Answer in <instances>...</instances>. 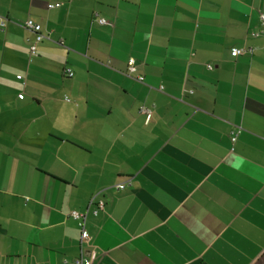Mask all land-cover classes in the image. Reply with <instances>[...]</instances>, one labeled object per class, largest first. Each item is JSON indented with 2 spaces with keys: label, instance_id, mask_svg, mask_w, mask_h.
I'll return each instance as SVG.
<instances>
[{
  "label": "crops",
  "instance_id": "obj_1",
  "mask_svg": "<svg viewBox=\"0 0 264 264\" xmlns=\"http://www.w3.org/2000/svg\"><path fill=\"white\" fill-rule=\"evenodd\" d=\"M261 11L0 0V264H264Z\"/></svg>",
  "mask_w": 264,
  "mask_h": 264
},
{
  "label": "built area",
  "instance_id": "obj_2",
  "mask_svg": "<svg viewBox=\"0 0 264 264\" xmlns=\"http://www.w3.org/2000/svg\"><path fill=\"white\" fill-rule=\"evenodd\" d=\"M99 23H107V20L104 18L99 17L98 18ZM260 22H261V27L259 32H264V11L260 12ZM5 26V20L1 21V27L4 28ZM24 26L26 29L35 35V41L30 45V51L32 55H36L37 52V43L41 42L44 38L45 35L41 32V26L40 24L34 22L32 19H27L24 23ZM256 34V33H255ZM252 52L253 47H241V48H234L231 53L233 56H238L244 52ZM137 69L136 66V59L134 57H130L127 61V72L128 73H134ZM66 72L68 73L69 76H71L73 73L70 69H67ZM19 79H23V76L19 75ZM138 80H143L142 75L137 76ZM144 112L147 114V119H150L151 113L148 109H143ZM241 132V127H235L231 130L230 132V139L232 143H235L237 141L238 135ZM131 184V179L126 180L125 182L119 183L116 185L117 190H122L125 188L127 185ZM106 204V201L104 199H98L97 201L95 199H92L90 201V205L92 206V213L93 214H98V212L102 209H104ZM71 215L74 219L79 221V225L81 227V243L86 241L89 238V234L87 230L85 229V221L87 218V211L86 212H78V211H72ZM76 264H91V261L87 259L83 254H81L79 257L75 259Z\"/></svg>",
  "mask_w": 264,
  "mask_h": 264
}]
</instances>
